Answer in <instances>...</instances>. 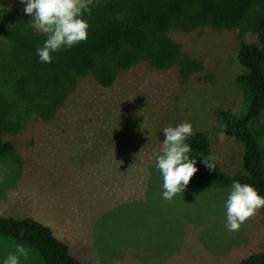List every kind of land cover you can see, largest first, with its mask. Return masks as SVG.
<instances>
[{
    "label": "rangeland",
    "instance_id": "374dc122",
    "mask_svg": "<svg viewBox=\"0 0 264 264\" xmlns=\"http://www.w3.org/2000/svg\"><path fill=\"white\" fill-rule=\"evenodd\" d=\"M0 6L25 8L21 0H0ZM262 11L256 2L251 14ZM168 34L181 47L175 63L158 69L141 60L119 69L108 87L91 73L73 74L53 111L52 97L34 85L30 58L13 52L8 41L0 43L2 139L13 142L0 155V214L48 224L84 264H236L264 247L260 210L238 231H229L231 186L190 180L172 199L178 249L157 259L139 249V240L155 238L159 230L150 209L135 200L143 187L163 188L156 167L163 127L187 121L193 132L205 131L212 158L227 172L240 169L243 152L242 143L222 131L218 110L228 106L243 114L248 108L237 54L241 41L256 40L255 33L172 25ZM251 129L263 147L264 109ZM17 245L29 249L19 264H45L32 247L1 236L0 264ZM160 245L147 247L160 252Z\"/></svg>",
    "mask_w": 264,
    "mask_h": 264
},
{
    "label": "trees",
    "instance_id": "16d2710c",
    "mask_svg": "<svg viewBox=\"0 0 264 264\" xmlns=\"http://www.w3.org/2000/svg\"><path fill=\"white\" fill-rule=\"evenodd\" d=\"M256 2L263 11L252 15ZM89 7L91 14L83 13L89 25L87 39L52 52L51 63H45L37 49L43 46L46 35L32 27V16L25 14L24 8L0 6V43L6 40L13 52L30 58L34 85L52 97L49 111L63 101L73 74L91 73L98 84L108 87L119 69H128L141 60L158 69L175 63L182 52L180 43L168 34L172 25L185 31L208 25L255 33L256 40L241 41L237 54L243 67L238 80L248 89V108L243 114L234 113L228 106L218 110L222 131L243 145L240 169L227 172L221 168L211 156L205 131L193 132L185 143L190 145V153L209 159L215 166L209 169L195 160L197 171L190 180L218 186L240 181L264 196V146L251 129V122L264 109V0H92ZM2 125L0 116V155L13 148L12 141L2 139ZM260 212L264 217V208ZM0 236L32 247L45 264H84L48 224L31 216L0 214ZM236 264H264V247Z\"/></svg>",
    "mask_w": 264,
    "mask_h": 264
},
{
    "label": "clouds",
    "instance_id": "9594fccd",
    "mask_svg": "<svg viewBox=\"0 0 264 264\" xmlns=\"http://www.w3.org/2000/svg\"><path fill=\"white\" fill-rule=\"evenodd\" d=\"M25 4V14L32 16V27L46 35L42 47L37 49L41 62L51 63L52 52L85 41L88 36V22L83 13L91 14L92 0H21ZM165 139L161 143L160 154L156 157V167L163 177V199L171 201L183 192L197 171L196 161L190 159L191 147L185 140L193 134L192 125L184 121L176 126L163 127ZM203 163L209 169L215 168L209 159ZM227 227L238 231L243 223L264 208V196L248 183L233 181L227 202ZM29 249L17 245L3 260V264H19L21 257L27 259Z\"/></svg>",
    "mask_w": 264,
    "mask_h": 264
},
{
    "label": "crops",
    "instance_id": "0c3cea01",
    "mask_svg": "<svg viewBox=\"0 0 264 264\" xmlns=\"http://www.w3.org/2000/svg\"><path fill=\"white\" fill-rule=\"evenodd\" d=\"M141 191V197H138L135 201L142 204V207L150 209L152 220L157 223L159 230L155 233L153 232V234H155L153 237L155 238H151L150 240H139L138 242L141 244L139 249L154 252V257L156 259L157 256H163L165 258L167 256L168 258L171 256L169 254L172 253V251H176L178 249V212H175V218H172V212L174 210L172 206L177 203V201H168L163 199V188L151 189L143 187ZM167 208H170V211H168ZM176 209L178 210V205L176 206ZM160 241H162V245H160L159 248L160 252H158L157 246L148 249V243L155 244Z\"/></svg>",
    "mask_w": 264,
    "mask_h": 264
}]
</instances>
